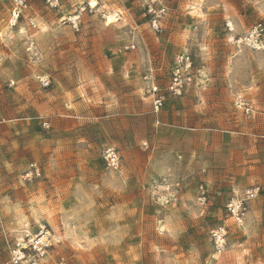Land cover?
I'll list each match as a JSON object with an SVG mask.
<instances>
[{
	"label": "rangeland",
	"instance_id": "obj_1",
	"mask_svg": "<svg viewBox=\"0 0 264 264\" xmlns=\"http://www.w3.org/2000/svg\"><path fill=\"white\" fill-rule=\"evenodd\" d=\"M89 2L27 0L13 25L0 0V261L10 264L5 234L44 227L50 264H264V50L232 44L264 23V0H164L160 31L145 0ZM181 51L191 79L172 95ZM150 66L164 126L144 90ZM108 145L116 170L101 157ZM254 185L237 225L225 204Z\"/></svg>",
	"mask_w": 264,
	"mask_h": 264
},
{
	"label": "built area",
	"instance_id": "obj_2",
	"mask_svg": "<svg viewBox=\"0 0 264 264\" xmlns=\"http://www.w3.org/2000/svg\"><path fill=\"white\" fill-rule=\"evenodd\" d=\"M150 15V24L155 31H160L159 21L164 15V0H145ZM51 6H57L59 0H45ZM11 4V20L15 25L23 16V12L27 6V0H10ZM155 6V7H154ZM73 18L71 22L75 23ZM27 23L31 27H35L33 18H28ZM235 46H245L255 51L264 50V23L257 22L251 26L248 31L242 35L232 39ZM133 48V46H130ZM190 55L181 51L174 57L173 66L169 73V81L166 86V92L172 95H180L183 88L188 85L191 79ZM143 81L146 84L145 93L150 97L151 109L154 114L158 113L163 107L166 95L156 82L153 68L150 66L144 72ZM43 85H46L45 78H40ZM13 84V82H11ZM237 107L245 113L251 112L248 102L238 99ZM101 157L107 168L116 170L119 168V154L111 145L105 146L101 150ZM39 175V169L35 164L30 165L28 175ZM260 186L254 185L247 188L243 198H231L225 204V212L227 216L233 219L237 225L243 224L247 214V203L259 194ZM2 233H5L3 230ZM9 254L10 264H50L48 262V252L53 245V235L49 229L40 228L37 232L31 233L28 230L22 232L21 235L14 237L12 240L7 239L4 235ZM211 239L214 243V249L217 253L225 249L227 228L224 225L218 226L210 231ZM0 264H3L0 261Z\"/></svg>",
	"mask_w": 264,
	"mask_h": 264
},
{
	"label": "crops",
	"instance_id": "obj_3",
	"mask_svg": "<svg viewBox=\"0 0 264 264\" xmlns=\"http://www.w3.org/2000/svg\"><path fill=\"white\" fill-rule=\"evenodd\" d=\"M148 99L150 100L149 96H148ZM175 102H178V101H175ZM162 109L158 113L155 114V119H154V125L155 126H158V125L164 126L165 125L164 124L165 121L161 117V114L159 116V113L162 111ZM190 130H193V129H190ZM191 134L192 133H190V135ZM192 139L193 138H190L188 142L191 143ZM243 258H245L244 255H240V257L239 256L235 257V256H231L230 254H223V255H220V256H216L215 259L213 260V264H235V263H241L243 261Z\"/></svg>",
	"mask_w": 264,
	"mask_h": 264
},
{
	"label": "bare ground",
	"instance_id": "obj_4",
	"mask_svg": "<svg viewBox=\"0 0 264 264\" xmlns=\"http://www.w3.org/2000/svg\"><path fill=\"white\" fill-rule=\"evenodd\" d=\"M89 5L91 7H95L96 6V0H90ZM107 19H108L109 22H112L114 18L112 16H108Z\"/></svg>",
	"mask_w": 264,
	"mask_h": 264
}]
</instances>
